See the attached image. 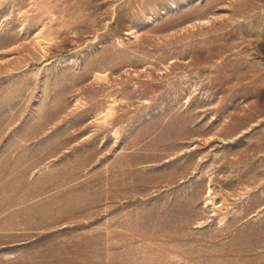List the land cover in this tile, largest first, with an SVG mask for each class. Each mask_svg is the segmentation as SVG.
Listing matches in <instances>:
<instances>
[{
  "label": "rangeland",
  "instance_id": "obj_1",
  "mask_svg": "<svg viewBox=\"0 0 264 264\" xmlns=\"http://www.w3.org/2000/svg\"><path fill=\"white\" fill-rule=\"evenodd\" d=\"M0 264H264V0H0Z\"/></svg>",
  "mask_w": 264,
  "mask_h": 264
}]
</instances>
